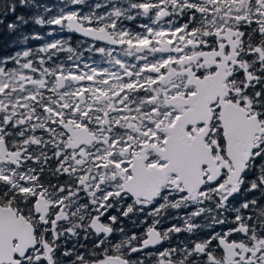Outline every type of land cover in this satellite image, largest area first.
<instances>
[{"label":"snow or ice","instance_id":"1","mask_svg":"<svg viewBox=\"0 0 264 264\" xmlns=\"http://www.w3.org/2000/svg\"><path fill=\"white\" fill-rule=\"evenodd\" d=\"M0 37V264H264V0H0Z\"/></svg>","mask_w":264,"mask_h":264},{"label":"flooded vegetation","instance_id":"2","mask_svg":"<svg viewBox=\"0 0 264 264\" xmlns=\"http://www.w3.org/2000/svg\"><path fill=\"white\" fill-rule=\"evenodd\" d=\"M41 27H42V26H37V27L35 28V30L41 32L42 34H46L47 31L45 32V29L41 30ZM40 30H41V31H40ZM59 35H62V36H64L65 38H67L69 34H67V33H60ZM80 39H82V37H80L79 35H75V34H74V35H72V37H71V41H70V42L73 44V46H76L77 42H78ZM40 43H42V41H32V45H31V47H36V46H38Z\"/></svg>","mask_w":264,"mask_h":264},{"label":"trees","instance_id":"3","mask_svg":"<svg viewBox=\"0 0 264 264\" xmlns=\"http://www.w3.org/2000/svg\"><path fill=\"white\" fill-rule=\"evenodd\" d=\"M37 26H35L36 28ZM33 30V25H29L25 28V31H32ZM6 39H10V38H7V37H0V46H2L3 42L6 40ZM32 45V41L29 42L28 46L31 47Z\"/></svg>","mask_w":264,"mask_h":264},{"label":"rangeland","instance_id":"4","mask_svg":"<svg viewBox=\"0 0 264 264\" xmlns=\"http://www.w3.org/2000/svg\"><path fill=\"white\" fill-rule=\"evenodd\" d=\"M43 29H45V32L48 31V27L47 26L41 27V30H43Z\"/></svg>","mask_w":264,"mask_h":264}]
</instances>
